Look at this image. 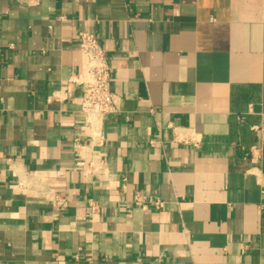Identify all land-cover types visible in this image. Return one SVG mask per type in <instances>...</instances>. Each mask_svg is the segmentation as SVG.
<instances>
[{
  "label": "crops",
  "instance_id": "0c3cea01",
  "mask_svg": "<svg viewBox=\"0 0 264 264\" xmlns=\"http://www.w3.org/2000/svg\"><path fill=\"white\" fill-rule=\"evenodd\" d=\"M81 31L118 97L93 175ZM262 112L264 0H0V264H264Z\"/></svg>",
  "mask_w": 264,
  "mask_h": 264
},
{
  "label": "built area",
  "instance_id": "2783aa9c",
  "mask_svg": "<svg viewBox=\"0 0 264 264\" xmlns=\"http://www.w3.org/2000/svg\"><path fill=\"white\" fill-rule=\"evenodd\" d=\"M78 45L81 56L85 60L84 70L70 78V82L82 87L80 111L84 118V127L90 130V143L85 144L79 137L73 141V148L82 161L85 174H101L105 168V160L99 151L102 145L100 129L103 118L117 113L118 97L110 89L111 70L105 51L97 37L90 31L78 34ZM259 136L264 145V112L260 113L259 123L251 128ZM258 148L251 146L244 149L243 158L255 166L258 163ZM255 168V167H254ZM249 173L251 168L247 170ZM65 198L57 195L55 204L64 206ZM93 210L96 206L90 204ZM162 207V202H156Z\"/></svg>",
  "mask_w": 264,
  "mask_h": 264
}]
</instances>
